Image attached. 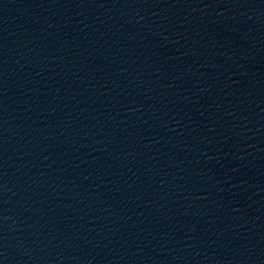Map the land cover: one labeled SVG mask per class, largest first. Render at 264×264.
<instances>
[{
	"label": "water",
	"instance_id": "obj_1",
	"mask_svg": "<svg viewBox=\"0 0 264 264\" xmlns=\"http://www.w3.org/2000/svg\"><path fill=\"white\" fill-rule=\"evenodd\" d=\"M0 264H264V0H0Z\"/></svg>",
	"mask_w": 264,
	"mask_h": 264
}]
</instances>
